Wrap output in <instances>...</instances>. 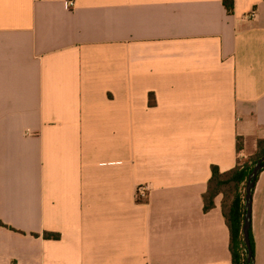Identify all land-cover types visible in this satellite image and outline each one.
Returning a JSON list of instances; mask_svg holds the SVG:
<instances>
[{"label":"crops","instance_id":"crops-1","mask_svg":"<svg viewBox=\"0 0 264 264\" xmlns=\"http://www.w3.org/2000/svg\"><path fill=\"white\" fill-rule=\"evenodd\" d=\"M233 3L0 0V264H233L203 196L264 140V0ZM250 235L264 264V170Z\"/></svg>","mask_w":264,"mask_h":264},{"label":"trees","instance_id":"trees-1","mask_svg":"<svg viewBox=\"0 0 264 264\" xmlns=\"http://www.w3.org/2000/svg\"><path fill=\"white\" fill-rule=\"evenodd\" d=\"M223 4L229 14L233 13V0H223ZM240 150V145L237 146ZM264 157V140L257 143L256 152L247 159L239 160L237 166L227 172H220L219 168L213 166L212 176L208 183V188L203 196L205 211H209L215 206V199L222 196V211L230 231V252L233 264L247 263V250L244 243V202L245 188L248 175L251 173L258 160ZM58 234L43 235L44 239H59ZM252 252L254 250L253 240L250 235ZM254 259V253H253Z\"/></svg>","mask_w":264,"mask_h":264},{"label":"water","instance_id":"water-1","mask_svg":"<svg viewBox=\"0 0 264 264\" xmlns=\"http://www.w3.org/2000/svg\"><path fill=\"white\" fill-rule=\"evenodd\" d=\"M264 170V157L257 161L254 165L251 173L248 175L247 184L245 188V202H244V225H243V235L244 243L247 250V263L254 264L253 252L250 243V227H251V205H252V195L255 187L256 180L259 174Z\"/></svg>","mask_w":264,"mask_h":264},{"label":"built area","instance_id":"built-area-1","mask_svg":"<svg viewBox=\"0 0 264 264\" xmlns=\"http://www.w3.org/2000/svg\"><path fill=\"white\" fill-rule=\"evenodd\" d=\"M73 5H74L73 3H69L70 7H73ZM149 193H150V187L148 185L139 186L137 189V199L144 200L148 198Z\"/></svg>","mask_w":264,"mask_h":264}]
</instances>
